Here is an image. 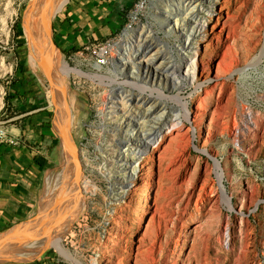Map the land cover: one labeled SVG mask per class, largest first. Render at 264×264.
<instances>
[{
    "label": "rangeland",
    "instance_id": "1",
    "mask_svg": "<svg viewBox=\"0 0 264 264\" xmlns=\"http://www.w3.org/2000/svg\"><path fill=\"white\" fill-rule=\"evenodd\" d=\"M12 1L11 5L17 9V12L8 21L10 36L8 40L0 42V56H3L6 63H11L12 66L10 71L0 75V85L3 88L0 91V126H3L8 134L0 145L2 143L17 144L9 140L13 138L10 132L15 117L35 107L40 108L41 112H47L58 140L55 146L54 162L44 166L35 211L31 216L11 225L9 229L1 233L23 229L26 235L29 231L32 235H37L44 227L48 230L47 232L54 231L61 223L64 224V217L68 214L71 218L67 221L68 231L62 234V243L75 255L76 261L67 258L54 244H49L32 256L0 257V263L134 264L132 252L139 242L137 226L129 222L125 216L113 213L112 210L107 211L104 207V197L109 181L99 172V166L102 163L100 153H109V148L101 152L96 146L99 127L103 121L98 113L99 97L103 89L99 88L98 81L94 77L72 74L69 77L71 94L65 91L57 94L54 77L52 76L50 86L47 72H44L41 67H33L29 62L26 51L27 40L22 26L24 9L27 8L29 0ZM136 2L137 0H132L126 6L116 29L101 38L90 37L79 48L66 52L55 41V26L58 15L66 7L67 2L51 20L53 44L70 66L80 67L88 74H105L108 72L107 65L97 69L94 64L95 62L105 63L99 53L100 48L107 47L120 39L127 26L137 28L140 23L150 22L156 34L170 42V50L177 58L176 38L171 33H165L154 17L158 11L153 5H159V1L149 0L144 8L138 10ZM207 2L208 0H203L204 4ZM5 4V0H0V6L3 5L2 10L6 9ZM219 10L220 8H216V12ZM259 11H264V0L248 2L238 0L233 3L232 14L237 15L234 17L240 27L237 33L240 51L239 67H244L247 62L253 60L264 45V22L256 24L260 34L253 33L249 26ZM207 27L210 30V26ZM247 44L252 46L249 56L244 55V46ZM140 48L139 45L136 47L138 50ZM107 56L110 57V54ZM235 77L230 79L232 87L223 98V109L226 114L222 115L221 121L227 123L229 121L227 113L230 109L236 108L238 111L236 120L241 129L242 119L249 110H253L260 118L264 116V58L258 63L249 65L243 73L235 74ZM210 80H213V74L210 75ZM193 90L194 87L188 82L181 87L183 96L187 100L190 99L189 106L192 114L191 119L185 121L186 145L177 160L172 162L173 166L163 181V193L159 204L164 206L168 213L160 216L158 241L155 251L151 253V258L155 261L153 264H264V136L258 138L255 131L249 135H240L237 130V138L244 140L243 149L237 148L233 137L227 133L218 132L213 133L211 137L208 136V117L200 119L193 115L196 111L195 99L190 96ZM58 104L67 119L69 134L64 131ZM166 104L170 107L172 104L175 105V102L167 101ZM164 110L160 111V105H158L152 115L159 121H165L169 113L168 110ZM195 125L198 126L197 134L193 129ZM70 143L77 151H75V157L69 150ZM203 149L207 150L210 156L203 152ZM212 156L221 161L226 173L223 182L234 206L231 210L224 202H219V209L213 205V202L200 203L199 201L198 203L197 195L188 207L185 206L187 187L193 181L203 177L206 163H213ZM77 158L85 163L83 178L80 175L76 176L75 160ZM145 172L144 169L139 168L140 194L138 197L142 202L148 197V202L143 208L149 210L153 206L154 188L151 190L146 184H152L155 187L157 180L153 179V174L148 178ZM210 182L212 186L217 185L213 171ZM76 187H81V193L87 199L86 208L82 212L79 211ZM126 188L133 189L129 179ZM252 192L253 198L249 197ZM137 202H133V206H136ZM53 203L59 204V208L66 203L67 208L57 218L43 220L45 217H41V214ZM137 210L140 208L138 207ZM76 212H78L77 215H74ZM130 215H133L132 211ZM245 217L248 220L247 224L243 221ZM39 220L40 222L35 226L34 222ZM113 220L117 222L118 225L115 224V226L118 228L110 231ZM227 230L231 236L230 246L225 244ZM30 240L33 239L30 237ZM109 251L114 252L115 255L108 254Z\"/></svg>",
    "mask_w": 264,
    "mask_h": 264
},
{
    "label": "bare ground",
    "instance_id": "2",
    "mask_svg": "<svg viewBox=\"0 0 264 264\" xmlns=\"http://www.w3.org/2000/svg\"><path fill=\"white\" fill-rule=\"evenodd\" d=\"M5 1L6 9L2 10L3 5L0 6V42L8 40L10 36L8 21L17 12V9L11 5L12 0ZM66 1L29 0L22 17L29 62L33 67H41L44 72L52 74L57 85V94L63 91L71 94L69 77L72 74L94 77L98 81L99 88L103 89L99 97L98 109L100 119L103 121L99 127L96 146L101 152L109 148V153H100L102 163L99 172L109 181L104 207L107 211L112 210L113 213L125 216L129 222L137 226L139 242L132 252L134 264H153L151 253L155 251L158 241L160 216L168 213L164 206L159 204L163 193V181L173 166L172 162L177 160L186 145L185 121L191 119L192 114L190 99L187 100L181 93L182 85L188 82L194 87L193 92L190 93L196 102V111L193 115L200 119L208 117V136L211 137L213 133L218 132L227 133L233 137L236 147L243 149L244 140L237 138L236 131L238 130L240 135H249L255 131L258 138L263 137L264 116L260 118L253 110H249L242 119L240 129L236 120L238 111L232 108L227 113L229 121L223 122L222 115L226 114L223 109V98L232 87L230 79L236 78L235 74L243 73L249 65L258 63L264 58V45L253 60L247 62L244 67H239L240 51L237 33L240 27L234 17L236 14H232L233 3L238 0H208L207 4H204L203 0H158L159 5H153L158 11L154 17L165 33H171L176 38L177 58L170 50V42L156 34L153 24L140 23L137 28L127 26L120 39L100 49L99 53L105 63L94 64L97 69L107 65V73L88 74L80 67L70 66L52 41L51 20ZM216 8H220L219 12H216ZM263 22L264 11H259L254 21L249 23L252 32L258 34L256 24ZM207 26H210V30ZM138 45L141 47L139 50L136 49ZM248 45L244 46L246 56L252 50V46ZM109 54L110 57L107 56ZM11 68V63H6L4 57L0 56V75L10 71ZM212 74L213 80H210ZM2 89L0 85V91ZM167 101L170 103L173 101L175 105L168 107ZM158 105L160 111L168 110L167 120L159 121L152 115ZM193 129L197 134L198 126L195 125ZM68 147L75 157L77 151L74 145L70 143ZM202 151L210 156L207 150ZM75 161L76 176L80 175L83 178L85 163L78 158ZM139 168L146 171L148 178L153 174V179L157 180L155 187L146 184L151 190L154 188L153 206L149 210L143 208L148 202V197L143 199V202L138 197ZM212 171L215 173L216 186H212L210 182ZM225 175L221 161L213 157V163H206L203 177L193 181L187 187V191L185 190V206L188 207L197 195L198 203L213 202V205L219 209V202H224L230 210L233 209L234 206L223 182ZM128 179L133 187L132 190L125 189ZM75 191L80 206L79 211L82 212L86 208L87 199L82 195L81 187H76ZM49 194L48 198L51 197ZM253 196V192L249 194V197L253 198ZM133 202H137V205L133 206ZM66 205L65 203L59 208V204L53 203L41 214V217H45L43 220L55 219L62 215L67 208ZM138 207L140 210H137ZM131 211L133 215H130ZM64 218V224L61 223L54 231L47 232L44 227L36 232L37 235H32L30 231L26 235L23 229L1 233L0 249H6L0 252V257L32 256L43 246L54 244L67 258L76 261L75 255L62 243V234L68 231L67 221L71 216L67 214ZM40 220L34 222L35 226ZM243 221L248 223L246 217ZM115 224L117 222L113 220L110 231L118 228ZM30 237L33 240H30ZM230 239L227 230L225 233L227 246H230ZM108 254L115 255L112 251Z\"/></svg>",
    "mask_w": 264,
    "mask_h": 264
},
{
    "label": "crops",
    "instance_id": "3",
    "mask_svg": "<svg viewBox=\"0 0 264 264\" xmlns=\"http://www.w3.org/2000/svg\"><path fill=\"white\" fill-rule=\"evenodd\" d=\"M131 2L67 0L56 21L57 45L67 52L79 48L90 37L107 35L117 28L122 12ZM39 109L35 107L15 117L10 136L17 144L0 145V233L33 214L44 166L56 158L58 135L47 112Z\"/></svg>",
    "mask_w": 264,
    "mask_h": 264
},
{
    "label": "built area",
    "instance_id": "4",
    "mask_svg": "<svg viewBox=\"0 0 264 264\" xmlns=\"http://www.w3.org/2000/svg\"><path fill=\"white\" fill-rule=\"evenodd\" d=\"M148 1L149 0H137V2H136L137 10L144 8L148 4ZM136 13H135V15H136ZM7 135L8 134H7L6 130L3 128V126H0V143L4 139V137H6ZM9 140H10V142H16L13 138H10Z\"/></svg>",
    "mask_w": 264,
    "mask_h": 264
},
{
    "label": "water",
    "instance_id": "5",
    "mask_svg": "<svg viewBox=\"0 0 264 264\" xmlns=\"http://www.w3.org/2000/svg\"><path fill=\"white\" fill-rule=\"evenodd\" d=\"M47 73H48V76H49V84H50V86H51L52 74H51L50 72H47ZM58 106H59V104H58ZM59 111H60V116H61V118H62V125L64 126V131H65L66 133L69 134V130H68V122H67V119H66L65 115L61 112V108H60V106H59ZM23 222H24V221H23ZM4 249H6V248H4ZM4 249H0V252H1L2 250H4Z\"/></svg>",
    "mask_w": 264,
    "mask_h": 264
}]
</instances>
